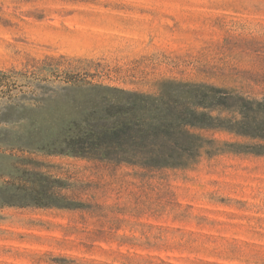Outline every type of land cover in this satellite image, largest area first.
Segmentation results:
<instances>
[{
    "label": "rangeland",
    "instance_id": "obj_1",
    "mask_svg": "<svg viewBox=\"0 0 264 264\" xmlns=\"http://www.w3.org/2000/svg\"><path fill=\"white\" fill-rule=\"evenodd\" d=\"M138 98L181 165L67 153ZM0 264H264V0H0Z\"/></svg>",
    "mask_w": 264,
    "mask_h": 264
},
{
    "label": "trees",
    "instance_id": "obj_2",
    "mask_svg": "<svg viewBox=\"0 0 264 264\" xmlns=\"http://www.w3.org/2000/svg\"><path fill=\"white\" fill-rule=\"evenodd\" d=\"M141 102L142 98H138L110 107L107 116L100 118L102 123L86 120L75 124L66 143L67 153L107 164L142 168L181 165L190 150L189 143L175 138L177 129L171 124L147 122L146 104ZM109 118L114 121L106 123ZM178 127V131L190 136L183 125Z\"/></svg>",
    "mask_w": 264,
    "mask_h": 264
}]
</instances>
